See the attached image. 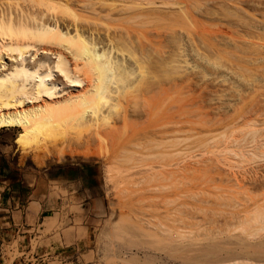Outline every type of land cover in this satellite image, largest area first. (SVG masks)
Listing matches in <instances>:
<instances>
[{
	"label": "rangeland",
	"instance_id": "374dc122",
	"mask_svg": "<svg viewBox=\"0 0 264 264\" xmlns=\"http://www.w3.org/2000/svg\"><path fill=\"white\" fill-rule=\"evenodd\" d=\"M172 1L170 0L171 3L176 4H172L171 8L169 2L168 9L158 11V13L167 14V17L172 18V20L158 19L155 14L150 15L151 19H148V24H144V26L149 25L147 28L151 35L160 33L158 36H160V46H162L160 48V50L162 49L161 55L166 58L165 60L167 58L171 60L167 61L170 62L172 67L174 66L171 72L172 76L169 73L172 68L169 69L168 67L171 66L166 63L159 65L161 69L156 63L158 71L155 65H153L151 71L154 72L152 69L155 66L154 69L157 72L154 73L159 72L157 75L162 74L160 80L172 83L165 82L164 85L167 87H171V85L174 87L173 82L176 83V79L179 80L178 84L182 82L181 79L184 82L185 76L182 78L181 75H188L192 72L193 77L190 75L192 78L189 82L195 78L193 84L191 83L192 86L195 85L191 86L194 93H191L192 90L188 94L187 90L184 89V85L188 83L184 82V84L182 82L183 85L176 83V88H172L174 91L170 92V96L174 92L176 94L174 93L175 95L170 100H168L169 98L166 99L168 104L166 102L163 108L168 109L175 105L179 106L178 109L182 111L183 107L184 110L186 108L185 98L195 99L193 100L196 101L194 108L199 107L197 108L198 111L195 110L196 108L193 109V111H196L193 115L197 118L192 117L191 121L194 123L193 119H196L197 123L192 124V126L199 129V131L196 132L195 129L196 131L192 132L194 131L192 126L190 131L188 124L184 123L182 125L183 118H185L184 114H182V117L178 109H175L173 111L175 115H180L179 118L182 119L178 120L179 118L174 116L171 118V122H168L174 123V120L175 122L177 120L176 123L178 124V121H180L179 126L176 124V127H182L183 132L166 135L167 137L164 136V140L161 139V136V140L157 139L158 136H153L156 140H160V147H164L162 149L156 143H153L152 146V143L150 144V141H148V138L151 140L152 137L148 135H144V137L140 134L142 138L148 136L147 140L144 139L149 142L147 143L148 146L141 148L135 145L140 140L141 142L144 140L139 134L134 133L136 126H132L134 129L131 127L134 121L129 123V126L133 129L131 131V128L126 127V130L123 128L125 123L123 124L122 119V121L117 120L116 125L119 124L120 126H116V129L122 127L125 131L123 135L131 136H129L130 139L128 138L129 141L123 142L125 138L127 139L124 136L122 139L121 136L117 137V140L114 141V134L117 136L120 130L118 129L116 132L113 129L109 134H105L108 136L115 132L111 135L113 138L109 136L111 140L104 135L107 139L103 138L100 143L99 137H94L99 140H96L100 143L98 144L95 142L92 132L91 135L87 130L79 132L80 129L77 128V122H75L76 117L74 119L64 114L61 116L62 119L58 117L61 120H58V122H61V130L63 129V134H65L64 138L61 139L63 142L65 141L64 146L51 150L36 152H23L22 150V152L26 156L33 157L35 162L40 165H44L45 162L52 159L64 161L75 157L86 162L95 163L96 167H99L104 206H102L99 219L93 224L92 239H89L90 242L87 244L86 249L79 251L77 254L60 255L59 253L48 254L44 252L37 254L34 246L33 250L28 251V255L19 254L18 251H15V253L9 252L8 259L5 261L0 260V264H214L223 261L226 257L242 253L241 249L250 254V258H264V246H261L262 244L261 247L253 246L255 247L254 250L247 248L249 245L238 238L240 231L230 228L231 231L227 230L228 232H226L227 226L224 225L225 217L229 213L239 211L235 209L238 203H243V200L252 196L258 197L260 200L263 198L262 193H260L263 191H253L244 187L239 188V183L243 186L242 184H245L248 180L251 182H254V180L264 181V113H262V111L264 112V0H194L195 2L192 0L193 3L191 0H189L190 2L188 0V2L186 0ZM130 6L135 9L139 7L137 4ZM180 7L182 11L187 12L186 22L179 17V14L182 13ZM108 25H111V23ZM116 25L119 26V23ZM147 28L146 30H148ZM151 37L150 39L153 38ZM260 44L261 46H259ZM172 53L174 54L172 55ZM117 55L118 53H116ZM170 55L171 59L169 58ZM154 60H156L155 55ZM161 66L163 68L167 67L165 71L166 69L169 71H166L169 74L168 77H166V72ZM175 67H178L177 72ZM233 73L235 74L233 75ZM173 77L176 78L175 81ZM179 86L183 87V93L182 90L178 89ZM181 94L184 96L181 97ZM183 97L185 98L183 99ZM178 99L181 101L180 105H178L180 102ZM181 99L184 100V103ZM173 100L179 102L174 103ZM135 103L134 99L129 100L130 106L128 105L127 108L131 110L134 107V110L137 107V110H139L140 105ZM125 104L127 105V103ZM165 105H167L166 108ZM216 107H219L221 114ZM176 110L178 113H176ZM216 110L220 114V118H223L216 119L218 118ZM154 118V120L153 118L148 119L150 120V127L159 120V117L154 116ZM162 119L161 115L159 123L163 126L165 122ZM222 119L224 120L222 121ZM205 121L212 125L211 128L213 129H209L208 126L210 125ZM212 121H218L220 124L218 122L219 125L215 122L211 124ZM235 121H238L237 124H235ZM172 124L167 125L169 128L166 125L164 126L171 129L175 127V125L171 127ZM202 125L206 127L203 128ZM128 129L131 133H128ZM11 131L17 138L20 130L11 129ZM123 131L119 134L122 135ZM200 132L202 133L199 134ZM136 135L139 138L135 137ZM184 136L188 137L185 138ZM189 136L193 140H190ZM118 138L120 144L118 142L119 145H116ZM137 138L140 139L137 140L138 143L136 140L134 141ZM61 140L60 142H62ZM229 141L231 144L227 148L226 145ZM128 142H136L134 145L141 149H137L134 145L127 146V144H133ZM146 142H144L145 145H147ZM186 144H189V147H184ZM224 145L226 148H224ZM218 147L224 148L223 152L227 150V153L220 152L221 155H219V150L216 152ZM229 151L230 153H228ZM200 160L204 163H201ZM197 162H200V165ZM211 162L213 163L211 164ZM180 167L186 168L180 171ZM169 171L172 173L167 175ZM160 174H163V176H160ZM174 174L177 176H174ZM234 179L238 180L239 183ZM230 180L233 181L230 182ZM234 181L238 184H235ZM219 208L221 210L224 208L223 211L226 210V214L220 211ZM258 215L264 218V213L260 212ZM213 230L215 234H213ZM245 249H250L251 252Z\"/></svg>",
	"mask_w": 264,
	"mask_h": 264
},
{
	"label": "bare ground",
	"instance_id": "6f19581e",
	"mask_svg": "<svg viewBox=\"0 0 264 264\" xmlns=\"http://www.w3.org/2000/svg\"><path fill=\"white\" fill-rule=\"evenodd\" d=\"M167 1L166 0H161V1L136 0L137 3L135 2V0H132V1L131 0H4V1H0V131L19 129L20 131L18 133L15 143L18 145V147L21 150H23V152L24 151L26 152L35 151L36 152V151H41V150H51V149H56L59 146L60 147L64 146L65 141L63 142L61 139L64 138L63 136L65 134H63L64 130L63 129H62L63 131L61 130V126H60L61 122H58V120H60V118L58 119V117L63 116V114L65 116L67 115L70 118L76 117V121H75L77 122L76 126L78 129L81 130V131L79 130V132H82L83 130H87L90 132V135L93 133V138L99 137L98 139L100 140V143L103 138L108 137V139H110L112 137L111 135L115 132H112L108 136L106 135L109 134V132H111L113 129H115L114 131L119 129V127L116 129V126L119 125V124L116 125L117 120H120V121L123 120V124L125 123L123 125L124 126L123 128L125 130H126V127L130 129L132 126H136L135 129L133 127L132 128L134 129V133L139 134V136L140 134L141 136L148 135L149 137L151 136L152 138L153 136L155 137L158 136L159 138L157 137V139H160V136H161L162 137L161 139L164 140V136L166 135H170V134L174 135V133L177 134V133L183 132L182 127H178L180 121H178V124H177L176 123L177 120L175 122V120L173 119L174 123L173 122H172L173 124L169 123L171 122V118H173L174 116L175 117L177 116V114L175 115V112L173 111L175 109H178L179 106L174 105L171 107L172 105L171 104L170 105L171 108H168V109L163 108L166 102L168 104V101L166 99L169 98L168 100H170L171 97H173V95L176 94L174 92L175 94L173 93V95L171 94L172 96H170V92L174 91L172 90V88L174 89V87L178 84L179 80L173 77L174 81L176 79L177 84L173 82V85L175 84L174 87L172 85L171 87H167L164 85L165 82L167 81L163 82L160 80V77L162 74L157 75L159 72L157 74L154 73L158 71L157 67L160 64L163 65V63H166L169 66L170 62L167 61L169 60L168 58L167 60H165L166 58H164V56L161 55L162 49L160 50V48L162 46H160L161 40H159L160 36H158L160 33L158 35H155L153 33L154 35L153 36L149 33L150 31L147 28L149 25L144 26L145 23L148 24L147 23L148 19L149 18L151 19L150 15L156 14L158 19L163 18L165 20L166 18V19L172 20V18L167 17V14H163L161 12L158 13L160 9L162 10L168 9L169 7L171 8L172 4L173 5L176 4V3L175 4L171 3L170 0L168 2ZM169 2L171 3L170 6L168 5ZM132 4L133 5L137 4L139 7H136L135 9L133 6H130ZM180 9L182 11L181 7ZM183 11L181 14H179V17H181V19H183V21L186 22L188 18L187 12H185V10ZM110 23L111 25H108ZM118 23H119V26L118 25L115 26V24H118ZM133 25H135V27H133ZM146 28L148 30H146ZM150 37L152 39H150ZM259 46H261V44ZM116 53H118L117 56H116ZM173 54L174 53H172V55ZM257 54H259V52H257ZM261 54L263 55L262 52ZM154 55L157 61L154 60ZM119 56H121V58H119ZM128 57H129V60H128ZM169 58L171 59V55L169 56ZM257 59L256 61H258ZM156 63L158 64V66H156ZM153 65L156 66L157 71H155L154 69L155 66L152 69L154 72L151 71V68L153 67ZM161 67L162 69H164V71H165V68H167L165 66H164L165 68H163V66ZM173 67L172 66L168 67L169 69L172 68L170 69L171 70L170 72L167 69L166 71L171 74L172 70L174 69ZM175 68H176L175 71L177 72L178 67H175ZM167 72H166V75H167L166 77H168L169 75L167 74ZM191 73L188 75L180 74L181 76H183L182 78H184L185 76L184 82L188 83L187 85H184V89L187 90L188 94L192 90L193 92L191 93H194V89H192V87L195 85L192 86V84L195 81L194 80L195 78L193 79L194 81L191 80V82H189L190 79L193 77ZM234 74L235 73H233V75ZM180 81L183 82V79H181ZM182 82L180 83L183 85L184 82L183 83ZM169 84H172V83H169ZM180 87L181 86H179L178 89L182 90V93H183L184 92L182 89L183 87L181 88ZM175 91H178V90H175ZM182 95L183 94H181V97ZM184 98L185 97H183V99ZM187 98H185V101H186L185 110L183 107L182 111L179 109L178 111L179 113H181V115L184 114V117H185L183 118L184 121L181 120L182 121L181 124L182 125H184V123L188 124L189 129L191 131L192 124L197 123L195 121L196 120L195 118L197 117L194 116L195 115L194 111L195 110L198 111L197 108L199 106L197 108L195 107L196 108L195 109L194 105L196 104L194 103L196 101L195 102L193 101L195 99H191V98L187 99ZM132 99H134V101L136 102L135 104L140 105L139 110H137V107L135 108L137 111L135 109L133 110L134 107L132 108L129 107L131 108V110L127 108L129 105V100L132 101ZM164 100L166 101L164 102ZM178 100L180 101V99ZM178 100L176 101L173 100V101H175L174 103L176 102L178 103L179 102ZM183 101L184 100H182V102ZM125 103H127V105ZM180 103L181 101L178 103V105H180ZM166 107L167 105H165V108ZM173 107L175 108L173 109ZM219 107L218 108L216 107V109L218 110ZM193 109L195 110L193 111ZM222 109H223V106H222ZM217 110H216V114L218 115V118L216 119L219 120L221 110L220 109L218 110L220 114L218 113ZM235 110H236V107H235ZM178 111L176 113H178ZM262 113L264 112L262 111ZM196 114L198 116V112ZM161 115L163 118L162 120L165 122L163 123V126L159 123L161 120ZM154 116L159 117V120H157V123L155 122V124L151 122L153 125L152 127H150L151 124H150V120L148 119L153 118L154 120L155 119ZM179 116L180 115H178L177 117L179 118ZM192 117H195L193 119L194 123H192L191 121ZM180 118L178 120H180ZM209 119L211 118L209 117ZM223 120L224 119H222V121ZM133 121H134L133 124L135 125L130 124L131 125L130 127L129 123ZM214 122L215 121H212L211 124H213ZM217 122L218 121H216L215 123ZM237 122L235 124H237ZM206 123L208 124V122ZM218 123L220 124V122ZM73 124L75 125V123ZM169 124L173 125V126L171 125V127H174V125L175 127L174 128L170 127L171 129H167L169 128L167 126ZM176 124L178 125L177 127H176ZM164 125H166L167 128ZM230 125H233V124H230ZM121 126H122V123H121ZM163 127H165L167 130L164 129ZM201 127L204 128L206 126L202 125ZM208 127L210 129L212 125ZM121 128L122 127H120L119 132L123 131V128L122 129ZM132 128L130 129L131 131L133 130ZM129 129L127 131L128 133H131V131L129 132ZM192 129H194V131L192 132H195L196 130H197L196 132L199 131V129L193 128V126H192ZM190 131L188 130V133ZM119 132L117 133V136H115L114 134V141L115 139L117 140V137H120V136H121V139L123 136L127 137L126 134L123 135L125 131H123L122 135L119 134ZM208 132H211V131H208ZM201 133L202 132H200L199 134ZM203 133L205 132L203 131ZM70 135H71V132H70ZM129 136L127 137V139L125 138V141L123 140V142L126 143L128 138L130 139L131 137ZM148 136L146 138H148ZM135 137H138V135H136ZM144 137L143 138L141 137L142 140L146 139ZM155 137L153 138L154 142L152 141V138L151 140L148 138V141H150V144L152 143V146H153V143H156L158 144L157 146L160 147L159 141L161 139L156 140ZM138 138L134 139V141L136 140L137 143H138L137 140H140ZM190 138L191 137L189 136V139ZM98 139L96 138L95 142ZM60 140L62 142H60ZM119 140L120 139L118 138L116 145L118 144ZM190 140H193V139H190ZM185 141L187 140L185 139ZM144 142L146 141L144 140L141 142L140 140L138 144H135L133 142H128V143H133V144H130V145L127 144V146H132L135 144L142 148V147H146L149 145L147 144L149 142H146L147 145H145ZM96 143L100 144L99 142H96ZM121 143H122V140H121ZM229 144H231L230 141L226 145L227 148ZM188 145L189 144H186L184 147H189ZM225 145H224V148H226ZM162 147L160 148L162 149ZM224 148L222 149L221 147H218L216 152L219 150V155H221L220 152L227 153L226 152L227 150L223 152ZM220 149L222 150L220 151ZM228 153H230V151ZM247 154H252V153H247ZM210 160H207V161H210ZM217 161L215 162L217 163ZM200 162L204 163V161L202 160H200ZM200 162H197V164L199 163L200 165ZM215 162H214V165H215ZM212 163L213 162H211V164ZM206 164L208 165V162ZM184 168L186 167H182L180 171H182ZM220 170H223V169L220 168ZM170 173L172 172L169 171L167 175H169ZM157 175L159 174L157 173ZM160 176H163V174L162 175L160 174ZM174 176H177V175L174 174ZM231 181L233 180H230V182ZM248 181L246 182L247 184L245 183V184H242L243 186H241V183H239L238 180H236V182L239 183V186H240L239 188L244 187V188H247L253 191H263V192H260L262 193L263 198L260 200L258 199V197L252 196V197H248L247 199L243 200L244 201L243 203H240V204L238 203L237 204L238 206L235 209L239 211L236 213H231V214L229 213L225 217L224 225L227 226L225 229L226 232H228L229 230L231 231L230 228L232 229L235 228L236 230L240 231V236L238 238H240L242 242H245L249 245L247 248H252L254 250L255 247H259L261 244H262L261 246H264L263 245L264 243V218L258 215L260 212L264 213V181H261V180L260 181L254 180V182L253 181L248 182ZM236 182L235 184H238ZM219 209L220 211H223L224 208L222 210L221 208ZM235 209L232 208V210H235ZM228 210L232 211L230 209ZM212 232L213 234H215L214 230ZM249 250L247 249L246 251L251 252ZM241 252L242 253L240 254L238 253L234 255L231 254L232 256L226 257L225 259H223V261L219 263H214V264H264V258L253 259V258H250V254L245 253L244 250L242 251L241 249Z\"/></svg>",
	"mask_w": 264,
	"mask_h": 264
},
{
	"label": "crops",
	"instance_id": "0c3cea01",
	"mask_svg": "<svg viewBox=\"0 0 264 264\" xmlns=\"http://www.w3.org/2000/svg\"><path fill=\"white\" fill-rule=\"evenodd\" d=\"M0 131V260L8 253L73 255L86 249L104 200L95 163L75 157L44 165Z\"/></svg>",
	"mask_w": 264,
	"mask_h": 264
}]
</instances>
